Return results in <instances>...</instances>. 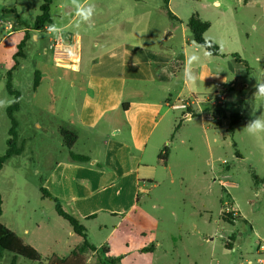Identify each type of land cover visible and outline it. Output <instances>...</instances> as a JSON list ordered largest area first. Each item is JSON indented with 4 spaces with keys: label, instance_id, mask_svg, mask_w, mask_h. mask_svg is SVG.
<instances>
[{
    "label": "rangeland",
    "instance_id": "374dc122",
    "mask_svg": "<svg viewBox=\"0 0 264 264\" xmlns=\"http://www.w3.org/2000/svg\"><path fill=\"white\" fill-rule=\"evenodd\" d=\"M82 1L77 0V3L80 5ZM97 1L88 0L82 6L87 7ZM165 1L147 0L148 8L145 9L151 13L149 26L155 32L160 28L162 31L166 26L170 28L168 32L174 29L173 38L163 44L180 47L182 37L179 24L171 22L163 11ZM62 2L53 0L51 6L54 19L61 25L70 20L71 13H76V5L70 0L73 11L65 15L59 8ZM100 2L106 4L105 0ZM120 2L124 0H116V4ZM230 2L233 4L235 1ZM42 3L43 0H0V9H9V12L0 11V18H4L1 21L0 37L9 22L7 19L11 20L10 24L16 25L12 9H16L19 15L21 13L27 24H32L40 13ZM236 3L235 9L239 10L240 6ZM169 7L171 11L173 8L183 16H191L196 12L210 16L209 13L213 12L211 0H171ZM117 11L116 8H103L100 12L108 15ZM60 16L62 18L58 19ZM79 20L77 17L74 26L65 31L79 28L84 34L88 33L90 28L87 25L80 23L77 27ZM241 36H245V33ZM59 37L51 42L53 55L46 52L50 44L48 40L36 42L33 37L26 48L27 57L22 59V65L13 80L14 89L22 94L21 109L15 116L19 123L18 146L23 147V151L10 158L0 172V192L4 199V213L0 221L34 247L42 256L44 264L53 255L68 257L82 241L77 234H71L69 222L58 215L54 202L44 197L40 190L44 186V177L54 164L70 160V151L74 153L88 147L87 141H84L70 149L61 134L63 129L71 131L68 126L77 121L78 109L86 91L83 63L87 58L83 57L81 71L56 67L54 63L64 67L74 63V60L78 61L71 45L72 53L60 60L59 64L56 63L54 42ZM61 38L64 40V37ZM260 38L261 43L255 46ZM249 40L248 44L242 43L239 50L248 60L250 69L242 71V76L237 77L239 83H246L249 87L243 90L232 88L225 92V105L213 107L207 102L195 105L197 114L190 119L181 111H175L174 114L170 109L168 118L160 123L153 137H159L166 128L165 133L170 140L159 151V154L164 152L167 146L169 159L163 157L155 170H151L154 185L147 181L141 187L138 205L120 227L117 222L121 215L113 219L110 214L99 213L97 219L81 220L87 228L89 241L100 244L109 234L111 241L117 236H128L138 251L159 243L155 255L158 264H190L187 253L192 261L199 264H213L216 261L235 264L241 254L250 258L251 264H258L256 257H260V253L264 254H256L259 244H264V133L259 137L251 136L245 127L251 120L264 116V95L257 93V84H264V35L258 37L251 34ZM86 43L88 41L83 40V44ZM38 53L46 55L49 65L39 64L36 57ZM37 69L43 72L45 79L35 91ZM229 77L226 81L228 85L236 83L235 77ZM71 81L75 83L74 87L70 86ZM198 89L202 90V87ZM197 98L205 100L207 95L200 93ZM8 99L13 101V97L4 88L0 101L7 102ZM0 108H3L0 109L2 155L7 150L6 139L11 121L7 107ZM201 108L206 110L203 112ZM222 109L230 115L243 114L244 121L231 125L228 115V118L222 119L221 124H217V112ZM218 113L223 114L222 111ZM173 124L176 128L179 125L177 132L170 130ZM167 162L168 165L164 167L163 164ZM115 226L116 233H111ZM25 227L30 230L28 235L24 234ZM232 236L235 252L229 251L225 245V240ZM210 237L214 240L211 241ZM109 245L111 242L106 244L107 247ZM114 254L123 258V262H119V259L115 264H134L126 257V253L122 254L114 248L111 255L116 257ZM10 255L7 252L3 254L0 264H11L13 258ZM84 259L87 264L99 262L95 252H89ZM148 263L151 264L152 259L142 261L141 264ZM18 264L36 263L20 257Z\"/></svg>",
    "mask_w": 264,
    "mask_h": 264
},
{
    "label": "crops",
    "instance_id": "0c3cea01",
    "mask_svg": "<svg viewBox=\"0 0 264 264\" xmlns=\"http://www.w3.org/2000/svg\"><path fill=\"white\" fill-rule=\"evenodd\" d=\"M69 1L63 0L59 6L65 15L73 11ZM87 1H82L80 5ZM100 1L93 3L96 9L92 17L93 26L86 34L79 28L71 32L65 31L70 26H74L75 19L78 17L76 13H71L70 20L62 25L58 24L51 13V24H47L41 30H33L35 21L27 24L22 14L19 15L16 9H12V13L16 16V25L10 24L11 20L7 19L9 22L4 27V34L0 37V100L2 91L6 88L8 72L12 71L13 82L16 72L22 65V59L27 57L26 48L33 37L36 42L48 40L50 44L46 52L49 51L51 54V42L58 36L64 37V41L72 45V49L76 51L73 55L75 59H78L77 66H71V63L64 67L57 66L52 56V62L56 67L81 71L83 57L87 58L83 63L87 80L86 91L78 109L77 121L68 127L77 134V140L72 149L78 142L87 141L88 144L87 149L74 153L87 156L90 160L74 161L70 157V160L57 162L44 177V188L59 199L68 213L77 216L80 221L97 219L99 213L110 214L113 219L121 215L117 222L120 227L126 219L130 218V214L138 205L141 187L147 181L150 185H154L151 170H155L158 161L162 160L160 155L164 152L159 154V151L170 140L165 133L166 128L162 130L159 137L155 139L153 137L160 123L168 118L169 110H173L174 114L175 111H181L187 119H190L197 114L195 105L204 102L213 107L225 105L227 100L225 92L232 88L243 90L249 87L246 83H239L237 78L242 76V71L250 69L249 62L242 56L239 47L242 43H249L251 34L258 37L264 35V0H234V3L237 2L236 4L240 6L239 10L235 9L234 3L232 4L230 0H221L219 7L213 6V0H211L213 12L209 13L210 16L198 13L202 20L210 22V28L205 32V36L220 47L222 56L208 57L203 48L199 49L201 58L199 66L195 62L190 66L191 71L199 77L194 83H186L184 78L185 56L197 48L193 35L186 26L190 16H183L171 7L173 13L169 7L171 0H166L170 11L181 21L174 22L169 19L179 24L182 44L180 47L165 46L163 43L173 38L175 30L168 32L170 28L166 26L162 31L160 28L155 32L149 26L151 13L145 9L148 8L147 0H124L120 4H116V0H105L106 4ZM103 8H116L118 11L106 15L100 12ZM0 11L9 12V9L3 8ZM163 11L167 15L166 10ZM60 18L62 17H58ZM2 19L4 18H0V26ZM52 25L60 31L50 32L49 26ZM26 33H29L30 38L26 41L23 50L24 57L18 58V65L14 68V56ZM244 33L245 36L242 37ZM83 40H87L88 43L83 44ZM261 40L260 38L255 46H259ZM36 57L39 64L49 65V60L43 53H38ZM237 58H240V61ZM36 73L39 74L40 86L45 75L38 69ZM229 75L236 78V83L227 84ZM58 78L61 80V76ZM70 86L74 87L75 83L71 81ZM198 87H202V90ZM200 93L207 95V98L200 101L197 98ZM182 103L188 105L187 110L173 107ZM71 104L72 101H70ZM201 110L204 112L206 109L201 108ZM207 111H210L209 108ZM221 111L223 114L218 115ZM218 112L217 124H221L222 119L228 118L230 114L225 109ZM175 124L170 130L177 132L179 125L176 128ZM114 130H118L115 136L112 135ZM8 139L9 135L6 142ZM169 155L170 152L167 153L166 159L167 157L169 159ZM167 165L168 162L163 164L164 167ZM113 232L116 233V226L111 233ZM29 233L30 230L25 227L24 234ZM71 234H75L73 230ZM129 238L117 236L111 241L109 234L100 244H93L100 250L111 242V245L107 247L111 257H114L111 252L115 248L122 254L126 253V257L130 258L134 264H141L142 261L150 259H152L151 264H158L155 261V255L160 247L159 243L152 244L151 251L143 252L141 249L138 251ZM210 240L213 241V237H210ZM225 241L228 250L234 248L236 251L233 236ZM82 242L83 239L78 245ZM6 252L1 254L0 260ZM260 252L264 251L257 250L256 254ZM7 253L11 254L10 258H14L12 253ZM260 254V257H256L257 260L264 259V254ZM114 255L120 257L117 258L120 259L119 262H123L122 256ZM187 257L190 264H199L192 261L189 253ZM19 258L16 259V264ZM251 261L250 258H245L241 254L235 264H244V262L251 264ZM213 264H221V262L216 261ZM258 264L261 263L258 262Z\"/></svg>",
    "mask_w": 264,
    "mask_h": 264
},
{
    "label": "trees",
    "instance_id": "16d2710c",
    "mask_svg": "<svg viewBox=\"0 0 264 264\" xmlns=\"http://www.w3.org/2000/svg\"><path fill=\"white\" fill-rule=\"evenodd\" d=\"M53 0H43V3L40 7V13L36 17L33 30H41L47 26V24L52 23V16H51V5ZM166 5L164 10H166L169 19L174 22H181L168 8L167 1H165ZM186 26L189 28L193 35V39L196 44H203L205 38V32L210 28V22L204 21L200 18L199 14L193 13L190 18L188 19ZM30 38L29 33H26L25 38L22 42L18 45V51L14 56V68L18 65V58L24 57V48L26 45V41ZM212 41V40H211ZM213 42V41H212ZM212 53V56H222V51L220 47L217 46L215 42H213V46L208 49ZM240 61V58H237ZM37 74V78L34 81V88L39 86V74ZM6 89L10 96L13 97V103H11L7 107V115L11 121V127L9 129V139L7 140V150L4 154L0 155V172L2 171L6 162L15 155H20L23 151V147L18 146V128L19 123L15 116V114L20 110V103H21V93L14 89L13 82H12V71L10 70L7 74V83ZM244 119L243 114L240 113H232L230 115V124L235 125L240 123ZM61 134L63 135L68 147L70 149L75 144V140H77V134L73 131H68L66 129L61 130ZM165 151L162 155H160V159L166 158L168 153L167 146L165 147ZM70 157L74 161H89V157L78 155L75 153L70 152ZM42 194L46 198H50L55 204V210L59 216L69 222L72 227V230L75 234L80 236L83 239V242L78 245L68 256V258H60L56 255L52 256L48 259L46 264H87V261L84 259L89 252H95L98 254L99 262L98 264H115L114 262L118 261L117 258L111 257L109 255V250L107 246H103L100 250L89 241V237L87 234L86 227L81 223L80 219L71 214L62 206L59 199L52 196L44 186L40 188ZM3 214V199L0 193V218ZM229 217H232L230 215ZM152 250V247H148L143 250V252H149ZM10 252L14 255L11 264H16V259L18 257L25 258L29 261L35 262L36 264H44V260L40 253L31 245L27 244L23 238H21L16 232L6 227L0 221V256L4 252Z\"/></svg>",
    "mask_w": 264,
    "mask_h": 264
},
{
    "label": "clouds",
    "instance_id": "9594fccd",
    "mask_svg": "<svg viewBox=\"0 0 264 264\" xmlns=\"http://www.w3.org/2000/svg\"><path fill=\"white\" fill-rule=\"evenodd\" d=\"M72 3L76 5V15L80 18L77 23V27H79L80 23L88 24V27L91 28L93 26L92 17L96 11L95 5L90 4L87 7H83L77 3V0H72ZM221 4V0H213V6L219 7ZM49 31L57 33L60 31L55 25L49 26ZM213 46V42L205 36L203 44H197L196 50L192 51L190 54H186L185 56V64L186 70L184 73V78L186 83H194L199 77L196 73H193L190 69V66L193 65V62L199 66L201 58L199 55V49L203 48L205 50L206 56L211 57L212 53L208 51ZM257 93L260 95H264V84H257ZM14 101H0V107L9 106ZM248 134L251 136L259 137L260 134L264 133V116H259L254 120H251L245 127ZM118 130H114L112 135L115 136V132Z\"/></svg>",
    "mask_w": 264,
    "mask_h": 264
},
{
    "label": "built area",
    "instance_id": "2783aa9c",
    "mask_svg": "<svg viewBox=\"0 0 264 264\" xmlns=\"http://www.w3.org/2000/svg\"><path fill=\"white\" fill-rule=\"evenodd\" d=\"M69 48L71 49V46L69 44H67L61 37H59L54 42V55H55V60H56L57 64H59L60 60L66 58L67 56L70 55V53H72V49L70 51ZM77 64H78V61H74V63L72 62L71 65L76 67ZM173 107L187 110L188 105L186 103H182L180 105H175ZM189 116H191V114H189ZM259 245H260L259 246V250L264 251V244L260 243ZM230 250L233 251V252L235 251L234 248H231ZM258 262L262 264V263H264V259L258 260Z\"/></svg>",
    "mask_w": 264,
    "mask_h": 264
}]
</instances>
